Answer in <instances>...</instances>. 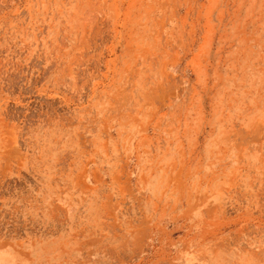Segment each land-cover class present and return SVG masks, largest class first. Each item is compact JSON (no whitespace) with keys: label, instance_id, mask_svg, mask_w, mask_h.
<instances>
[{"label":"rangeland","instance_id":"rangeland-1","mask_svg":"<svg viewBox=\"0 0 264 264\" xmlns=\"http://www.w3.org/2000/svg\"><path fill=\"white\" fill-rule=\"evenodd\" d=\"M192 248L264 264V0H0L4 264Z\"/></svg>","mask_w":264,"mask_h":264},{"label":"crops","instance_id":"crops-1","mask_svg":"<svg viewBox=\"0 0 264 264\" xmlns=\"http://www.w3.org/2000/svg\"><path fill=\"white\" fill-rule=\"evenodd\" d=\"M191 251L193 253L190 252L188 254L190 256L185 257V262L181 257V261H183V264H224L223 259L221 257H218L217 253H214L215 251L213 250H208L205 253H199L197 250H194V248H192Z\"/></svg>","mask_w":264,"mask_h":264},{"label":"bare ground","instance_id":"bare-ground-1","mask_svg":"<svg viewBox=\"0 0 264 264\" xmlns=\"http://www.w3.org/2000/svg\"><path fill=\"white\" fill-rule=\"evenodd\" d=\"M5 259H6L5 257L0 256V264H4L6 261L8 262L9 259L4 261Z\"/></svg>","mask_w":264,"mask_h":264}]
</instances>
